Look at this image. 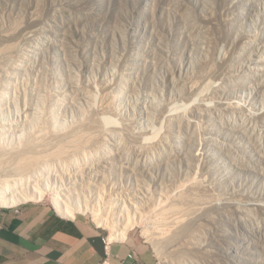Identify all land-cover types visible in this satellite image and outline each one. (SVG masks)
<instances>
[{"label": "rangeland", "instance_id": "rangeland-1", "mask_svg": "<svg viewBox=\"0 0 264 264\" xmlns=\"http://www.w3.org/2000/svg\"><path fill=\"white\" fill-rule=\"evenodd\" d=\"M215 1L0 0V191L44 194L0 207L264 264V0Z\"/></svg>", "mask_w": 264, "mask_h": 264}, {"label": "crops", "instance_id": "crops-1", "mask_svg": "<svg viewBox=\"0 0 264 264\" xmlns=\"http://www.w3.org/2000/svg\"><path fill=\"white\" fill-rule=\"evenodd\" d=\"M105 236L92 220L47 204L0 207V264H99L106 257ZM108 239L113 264H157L148 245Z\"/></svg>", "mask_w": 264, "mask_h": 264}, {"label": "bare ground", "instance_id": "bare-ground-1", "mask_svg": "<svg viewBox=\"0 0 264 264\" xmlns=\"http://www.w3.org/2000/svg\"><path fill=\"white\" fill-rule=\"evenodd\" d=\"M212 2H214L215 0H211ZM219 0H217V1H215V2H218ZM217 11H218V8H217ZM208 191V190H207ZM41 192V191H40ZM28 193V192H27ZM43 193H41V194H36V193H31V194H28L27 196H24V195H16V194H11V195H7V193L4 191L3 192V190L2 191H0V205H12V204H15V203H17V202H21L22 200H24V199H35V200H41L42 199V197H43ZM205 196V195H204ZM187 197V196H186ZM197 198V197H196ZM213 198V195L211 196V198L210 199H212ZM207 199V198H206ZM214 199L215 200H218L219 198H217L216 199V197H214ZM203 200V199H202ZM208 200V199H207ZM221 200H223L222 198H221ZM197 201V200H196ZM206 201V200H205ZM209 201H211V203H212V201L213 200H209ZM54 202H55V206H56V209L61 213V214H63V215H65V216H68V217H76V214H77V211H79L78 209L79 208H77V207H70V206H65L60 200H58L57 198H55L54 199ZM208 202V201H207ZM216 202V201H215ZM219 202V201H218ZM201 203V202H200ZM223 203H225V202H223ZM202 204V207L201 206H199V208L201 207L202 209H203V203H201ZM216 203H214V205H215ZM222 204V203H221ZM205 205V204H204ZM209 205V204H208ZM214 205H212V206H214ZM219 205V204H218ZM218 205H215V206H218ZM232 205V204H231ZM221 206V205H220ZM220 206H218V207H220ZM207 207V206H206ZM209 207V206H208ZM208 207L206 208L208 211H209V209H208ZM232 207H233V205H232ZM231 207V208H232ZM237 207V206H236ZM217 207H215V209H216ZM234 209H235V207H234ZM201 210V209H200ZM204 210V213H206V214H208L209 215V219L211 218L210 217V214L209 213H207V212H205V208L203 209ZM214 210V209H213ZM213 210H212V212H213ZM217 210H219V208L217 209ZM215 211L216 212V214L218 213H220V212H218V211ZM227 210V209H226ZM214 213V212H213ZM135 214V213H134ZM212 214V213H211ZM217 214V215H218ZM222 214H224V212H222ZM221 214V215H222ZM213 215V214H212ZM211 215V216H212ZM216 215V216H217ZM215 216V215H214ZM219 216V215H218ZM223 216V215H222ZM221 216V217H222ZM206 217V216H205ZM217 218V217H216ZM219 218V217H218ZM95 220H97V222L100 224V225H107V222H106V220L104 221L103 220V217L101 218L99 215H98V213H95V218H94ZM207 219V218H206ZM212 220H213V218H211ZM220 220V219H219ZM140 221V220H139ZM204 221V220H203ZM206 221V220H205ZM211 221V220H210ZM211 222H214V220L213 221H211ZM211 222H210V225H211ZM216 222V221H215ZM207 224V223H206ZM208 224H209V222H208ZM213 225H214V223H212ZM216 225L218 224V223H215ZM203 226L205 225V224H202ZM215 225V226H216ZM209 226V225H208ZM212 226V225H211ZM211 226H210V228H211ZM188 227V226H187ZM202 227V226H201ZM218 228H219V226H218ZM220 229H221V227H220ZM127 228H121L120 230H119V232H118V237H123V236H125L126 235V233H127ZM186 231H188L187 229H186ZM214 231V230H213ZM215 231H216V229H215ZM220 231V230H219ZM218 231V232H219ZM196 232V231H195ZM194 232V235H198L197 233H195ZM215 233V232H214Z\"/></svg>", "mask_w": 264, "mask_h": 264}, {"label": "built area", "instance_id": "built-area-1", "mask_svg": "<svg viewBox=\"0 0 264 264\" xmlns=\"http://www.w3.org/2000/svg\"><path fill=\"white\" fill-rule=\"evenodd\" d=\"M104 243H105L106 257L99 264H113L112 260H111V258H112V251H111L112 241H109L108 235L105 236Z\"/></svg>", "mask_w": 264, "mask_h": 264}]
</instances>
